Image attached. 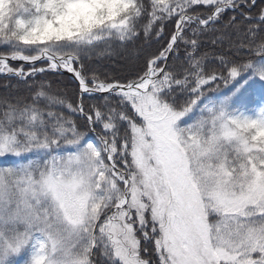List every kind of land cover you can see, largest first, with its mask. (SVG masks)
<instances>
[{
    "label": "snow or ice",
    "instance_id": "obj_1",
    "mask_svg": "<svg viewBox=\"0 0 264 264\" xmlns=\"http://www.w3.org/2000/svg\"><path fill=\"white\" fill-rule=\"evenodd\" d=\"M0 76V264H264V0H0Z\"/></svg>",
    "mask_w": 264,
    "mask_h": 264
},
{
    "label": "trees",
    "instance_id": "obj_2",
    "mask_svg": "<svg viewBox=\"0 0 264 264\" xmlns=\"http://www.w3.org/2000/svg\"><path fill=\"white\" fill-rule=\"evenodd\" d=\"M172 26H169V31ZM163 41L160 44L151 43L148 51H155L157 48L161 47ZM143 47L140 42H137L136 51L139 52V48ZM207 45L205 46V48ZM202 48V50H205ZM133 45L128 46V50L121 49L119 47L114 48L112 55L105 58H95L92 64L93 67L99 68L101 71H107L113 75L122 76L125 74L124 69L128 66L135 64L137 67L142 66L144 63V55L140 53L139 57L136 58L132 55ZM171 62V61H169ZM39 79V77H38ZM48 80L52 82L53 88L60 91H66L69 95V98L72 97V94L76 91V83L68 75H49ZM5 83H8L4 77L0 76V94H4L6 89L3 87ZM12 84H15L16 81H11ZM151 247V245H149Z\"/></svg>",
    "mask_w": 264,
    "mask_h": 264
},
{
    "label": "water",
    "instance_id": "obj_3",
    "mask_svg": "<svg viewBox=\"0 0 264 264\" xmlns=\"http://www.w3.org/2000/svg\"><path fill=\"white\" fill-rule=\"evenodd\" d=\"M63 74H67V75H70L72 77V74L68 73L67 71H65Z\"/></svg>",
    "mask_w": 264,
    "mask_h": 264
}]
</instances>
